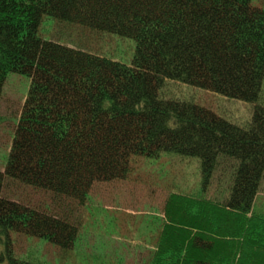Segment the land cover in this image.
<instances>
[{"label":"trees","instance_id":"trees-1","mask_svg":"<svg viewBox=\"0 0 264 264\" xmlns=\"http://www.w3.org/2000/svg\"><path fill=\"white\" fill-rule=\"evenodd\" d=\"M45 18L134 41L130 65L43 39ZM11 73L31 85L0 172V264H33L15 256L12 234L69 252L80 250L83 228L4 198L6 179L84 204L96 183L126 179L134 157L164 154L200 159L205 186L221 160L236 166L226 198L174 194L165 220L147 215L134 224L142 223L140 237L157 240L152 264H264L256 201L264 106L245 128L163 92L174 81L258 103L263 7L253 0H0V98Z\"/></svg>","mask_w":264,"mask_h":264},{"label":"rangeland","instance_id":"rangeland-1","mask_svg":"<svg viewBox=\"0 0 264 264\" xmlns=\"http://www.w3.org/2000/svg\"><path fill=\"white\" fill-rule=\"evenodd\" d=\"M253 5L264 8V0H253ZM40 35L71 49L127 65H130L136 47L130 39L53 18L44 19ZM30 85L29 78L11 73L3 86L0 98V172L6 170ZM163 92L166 98L193 102L245 128L252 124L255 108L264 106V83L260 100L254 104L174 81H168ZM235 166L231 160H221L212 181L205 186L200 159L175 154H164L158 159L134 157L126 179L96 183L84 204L6 179L2 191L4 198L40 213L57 216L76 228L83 227L78 233L77 247L80 250L69 252L40 238L12 234L15 256L33 264H106L112 259L111 264H152L158 251L157 240L140 237L144 228L142 223L137 226L135 223L147 215L165 220V205L174 194L199 197L206 190L204 196L207 198L215 199L219 195L226 198L229 190L225 185L230 169ZM256 201L264 214V181ZM111 223L113 225L107 229ZM130 224L134 227L131 228ZM143 238L151 242H145Z\"/></svg>","mask_w":264,"mask_h":264}]
</instances>
